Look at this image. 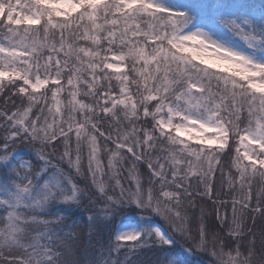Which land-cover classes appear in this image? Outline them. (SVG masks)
<instances>
[{
	"label": "snow or ice",
	"instance_id": "1",
	"mask_svg": "<svg viewBox=\"0 0 264 264\" xmlns=\"http://www.w3.org/2000/svg\"><path fill=\"white\" fill-rule=\"evenodd\" d=\"M187 22L186 15L157 0H0V53H6L0 56V175L17 190L10 200H0L5 213L0 264H76L69 257L78 234L59 235L63 217L45 218L40 210L51 202L79 206L83 200L92 209L90 224L121 205H135L162 217L190 251L208 253L209 264H264V187L253 189L256 177L264 181V62L210 41L205 33L185 34ZM37 25L42 28L32 27ZM149 40L158 46L146 54L139 45ZM186 42H195L199 51ZM209 49L211 63L203 59ZM100 51L118 62L132 58L129 73L117 76L118 93L111 78L97 70L120 72V67L107 57L93 59ZM138 61L143 62L139 68ZM65 77L68 110L57 120L60 107L53 113L48 93H36L51 79L57 86L49 89L51 99L59 105ZM237 143L242 152L233 147ZM85 146L87 173L81 164ZM18 147L33 149L43 165L20 161ZM48 168L54 172L41 183ZM217 173L221 191L213 194ZM75 176L82 178V187ZM225 184L239 197L223 198ZM157 242L172 243L159 230L143 239L141 233H125L116 237L112 251L127 249V264L133 252ZM99 264L114 262L109 256Z\"/></svg>",
	"mask_w": 264,
	"mask_h": 264
},
{
	"label": "trees",
	"instance_id": "2",
	"mask_svg": "<svg viewBox=\"0 0 264 264\" xmlns=\"http://www.w3.org/2000/svg\"><path fill=\"white\" fill-rule=\"evenodd\" d=\"M260 9L262 12V15L260 16L259 19H251L250 14L254 9ZM213 12H220V13H227V12H233L234 17L239 18L243 17L245 20L248 21V23L252 24L254 30L257 32H263L264 33V0H190V10L186 13H182L188 17V23H194L197 22L200 18H204L206 16H210ZM72 15H77V13H73ZM196 16V17H195ZM62 19V18H61ZM190 20V21H189ZM197 20V21H196ZM101 22V21H98ZM121 22H118V27L121 26ZM186 24V25H187ZM21 29L24 27L23 25L20 26ZM35 28H42V25H37V26H32ZM83 31V29H81ZM91 34V33H90ZM3 34L0 33V36ZM41 43L44 42L43 40V34L41 33V36L39 37ZM49 39H51V33H49ZM79 43L81 41H78ZM166 43V42H165ZM146 47V54L152 50V46L150 44H144ZM83 46L88 47L91 46L87 42L84 41ZM139 46H143L141 43ZM158 45L156 44L155 47ZM167 46V45H166ZM94 48H97V46H92ZM170 47V46H167ZM98 50V49H97ZM103 53L100 52V56L93 58L97 62L101 58V55H106V54H112V53H106L102 51ZM44 58H46L48 50L45 48L42 50ZM151 57H149L150 59ZM126 62L124 66V73H129V69L132 64V58L131 57H126ZM41 63L44 62L42 59L40 61ZM141 61L136 62V67L139 68ZM195 63V62H193ZM197 64V63H195ZM199 65V64H197ZM200 66V65H199ZM202 67V66H200ZM155 66H152L149 71H154ZM210 71L217 72L218 74H225V73H220L218 71H214L212 69H209ZM100 76H105L107 75L108 77L111 78V84L114 86L115 90L117 91L118 88L120 87L119 81L117 80V77L114 73L108 72L104 70L103 72H100V70H97ZM84 74H87L82 71L81 76ZM226 75V74H225ZM129 79H132L131 74L129 75ZM17 83H22V81H17ZM104 83L103 80H99L98 85ZM141 89L143 88V80L141 79L139 81ZM62 84L64 85L63 90V95L68 97L67 91L69 89L66 88V77L62 80ZM129 88L131 89L132 92H135L136 90V84L132 83ZM149 84H151V81H149ZM56 85H53L52 83L49 84L45 89L40 90V92H37L36 95L37 97L40 96L41 93L47 92L48 93V107H50V94L51 92L49 89H54ZM25 103H27L25 101ZM3 106V95H0V107ZM40 105H37L36 108L33 109V112L37 111ZM229 143L232 144V140L230 138ZM194 144V143H193ZM235 145H233L234 147ZM62 150V149H61ZM17 153L19 154L20 161L23 162H31L32 165L35 166H41L43 161L39 159V157L36 155L33 149L29 147H18L17 148ZM55 163V161H54ZM67 171V165H61ZM48 171H51L52 169H47ZM140 174L141 177L143 178V169H140ZM234 171V169H233ZM0 181L5 182L4 176L0 175ZM125 185H127V181H124ZM220 184V178H219V173H217V176L215 178L214 182V190L213 194H215L219 187ZM83 185V184H80ZM264 187V181H260L259 177H256L253 181V189L258 190L261 187ZM239 193V192H238ZM240 195V193H239ZM238 195V197H239ZM255 201H253L254 203ZM136 207H131V206H126V208L118 207L116 211L113 213V218L110 221V228L108 231L104 233H91L92 237V243H88V238H89V213L90 210V205L88 204L87 200L81 201L80 205L77 206L75 203L74 204H66L62 202H51L49 203L43 210L40 212L41 216H46L49 215H55V216H62L63 217V228L60 230L61 236L65 234V232L72 231L76 234H78V239L75 241L73 248L71 249V254H70V259L76 261V264H99V261L102 260L101 254L103 253L102 251L107 248V244H102L103 241L106 239L108 242H112V232L113 229L116 228V226L126 220L129 219V216H135L137 215V210L135 209ZM223 211V210H222ZM143 214L147 216H151L154 220L158 221L160 224L165 226L167 230L170 232L173 238V244L172 245H161L157 246L155 244H152L149 247H146L139 256L135 258L132 264H167V257L168 255L170 256H175V255H183L184 257L186 256L187 258V264H194L193 261L196 259L199 261H210L212 258L209 257V255L203 254V252L192 249L191 251L189 250V246L184 243V240L182 237H180L178 234H175L170 231L169 226L167 223L161 219H157L155 216L150 215V213L147 212H142ZM5 213L3 212V209L0 208V217L4 216ZM214 215V214H213ZM136 220V218H135ZM209 224H214V219L209 220ZM249 226H251V221H248ZM197 225H193V228L195 229ZM143 239V236H142ZM167 251V253H165ZM190 256V259L187 256ZM209 257V258H208Z\"/></svg>",
	"mask_w": 264,
	"mask_h": 264
},
{
	"label": "rangeland",
	"instance_id": "3",
	"mask_svg": "<svg viewBox=\"0 0 264 264\" xmlns=\"http://www.w3.org/2000/svg\"><path fill=\"white\" fill-rule=\"evenodd\" d=\"M157 3L160 4L161 6H163L164 8L170 9L176 13H185V12L187 13L190 10V0H157ZM261 15H262L261 10L256 8L251 12L250 18L256 20V19H259ZM147 23H148V21H144L142 24V27ZM120 24H121L120 28H122L123 24L122 23H120ZM182 31L185 34H191L194 32L205 33L207 35V38L210 41H215L217 44H221L225 48H227V49H229L235 53L248 56L257 62H264V33L263 32H257L256 30H254L252 24L248 23V21L245 20L243 17H239V18L234 17L233 12H227V13L213 12L210 16L200 18L197 22L184 25V27L182 28ZM87 43L90 44L91 47L95 46V45H92L90 41H87ZM79 44H81L83 46L84 41L81 40V42ZM148 44H150L152 47H155V45H156V43L152 42L151 40H149ZM5 45H7V41H5ZM185 46L188 48H191L195 51H199L198 45H196L195 42H186ZM143 47L145 48V52H146V47L144 44H143ZM92 48L97 50V48H94V47H92ZM20 51H21V49L18 48L17 52H20ZM211 51L212 50L209 49L208 55H205L203 57V59L208 60L209 63H211V61L214 60V57L211 55ZM100 52L103 53L102 51H100ZM150 52H151V50H150ZM4 55H6V53H0V56H4ZM185 55H188L191 57L192 53H185ZM104 57H107V62L117 63L120 67V72H116L114 69H104V70L114 73L116 75V77L125 72L124 66H125L126 60L123 62H118V61L113 60V58H112L113 54H106V55H101V58L98 60V62H100ZM193 62L199 64L202 67H205V65L200 63V59H194ZM21 63H22L21 60L17 61L18 65ZM142 63L143 62L141 61L140 65ZM102 66L103 65L101 64V67ZM152 66H155V65L150 64L148 66V70ZM209 69H212L214 71H218L221 73L220 69H214V68H209ZM225 74L227 75L230 73H225ZM85 75H87V74H84L83 76H81L82 80H83ZM131 76H132V74H131ZM41 78L42 79L44 78L43 75L41 76ZM88 78L90 79L91 77L89 76ZM162 79H163V77H162ZM98 82H99V80L97 81V83ZM49 84H51V79H49ZM131 85H133V84H130L129 87ZM69 87L70 86L66 85L67 89H69ZM41 90H43V89H41ZM116 92L117 93L119 92V88ZM67 93H68V91H67ZM120 98L122 99L123 96H121ZM136 98L137 97L133 96V99H136ZM57 99L60 101L59 105H57L56 102L51 99V94H50V107L49 108H51L52 112L55 113L56 107H60L61 113L57 114V120H59L60 116L65 115L67 113V110H68L67 101H68V99H70V97L64 96L63 90H62L60 93H58ZM77 99L78 100H84V102L87 103L91 100V97L86 98L83 96H77ZM77 118L78 119L80 118L79 115L77 116ZM186 138L187 137H185V139ZM236 139L238 141L239 137H237ZM190 143H195V142L190 141ZM235 147H239L241 149V152L243 151V145L242 144L237 143V144H235L234 148ZM87 153H88V149H87V146H85L83 149V155L81 158L82 171L85 173H87ZM101 160L105 166V171H107V168H106L107 157L104 156L103 153H101ZM43 163H42V165H43ZM48 169H52V168H48ZM53 172H54V169H52L51 171L46 170L45 172L41 173V181L40 182L43 183L44 180L49 177V174L53 173ZM74 179L77 182H79L80 184H83L81 177L75 176ZM105 179H107V177H105ZM214 182H215V180L213 181V190H214ZM80 186L82 187L83 185H80ZM216 187H219L218 191H221V185L220 184H219V186H216ZM16 192H17V190H16L14 184L0 181V200H10L12 197H14L16 195ZM222 192L224 194H226L223 197L225 199H230L231 196H236L238 198V195H239L238 191L237 192H231V189L228 187L227 184L224 185ZM117 194H118V190H117ZM126 206H128V205H121L120 207L126 208ZM129 206L136 207L135 205H129ZM135 209L138 212L137 215L129 216V219H126V220L120 222L116 226V228L113 229V232L111 235V238H112L111 241L112 242L109 243L108 240L106 241V239L108 237L103 241L102 244H107V248L102 251L103 252L101 254L102 259L104 257L110 256L112 261L114 262V264H124L125 257L127 254V249L122 248L118 252H113L112 248L115 244L116 237L118 235L125 234V233H141L143 236V234H146V233L151 232L153 230H159L164 235V237L166 239H169L172 241V243L170 245L173 244L174 241H173L172 235L170 234V232L167 230V228L165 226L160 224L158 221L154 220L151 216H147V215L143 214L142 213L143 211L141 209H139L137 207ZM40 212H42V210H40ZM150 215H153L157 219H161V220L165 221L162 217H160L157 214L151 213ZM229 216H231L230 207H229ZM112 218H113V213L110 217H107V218L102 217V216L98 217L97 222L95 224H90V222H89V231H90V229H91V233L92 232L104 233V232L108 231L110 228V221L112 220ZM135 218H136V220H135ZM88 220H89V217H88ZM58 231H60V230H58ZM59 234H60V232H59ZM155 245L160 246V243L157 242V243H155ZM145 248L146 247H141L138 250H136L135 252H133L131 254L130 260L127 262V264H132L133 261L135 260V258L137 256H139L140 253ZM201 252H203V254L209 255L208 253H206L204 251H201ZM165 253H167V251H165ZM166 257H167V264H187L186 256L184 257L183 255H175V256L168 255ZM187 257L190 259L189 255ZM209 257H211V256L209 255ZM193 263L194 264H209V261L203 262V261H199L196 259L195 261H193Z\"/></svg>",
	"mask_w": 264,
	"mask_h": 264
}]
</instances>
